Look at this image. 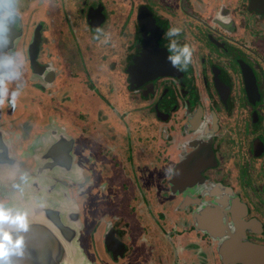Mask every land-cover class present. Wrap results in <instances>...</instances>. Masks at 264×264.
Returning <instances> with one entry per match:
<instances>
[{"label": "flooded vegetation", "instance_id": "obj_1", "mask_svg": "<svg viewBox=\"0 0 264 264\" xmlns=\"http://www.w3.org/2000/svg\"><path fill=\"white\" fill-rule=\"evenodd\" d=\"M18 3L27 120L12 125L22 154L2 159L0 202L27 210L32 261L59 223L74 264H264V0ZM173 25L193 48L182 71L165 58ZM69 115L85 144L61 131ZM71 144L96 153L79 163Z\"/></svg>", "mask_w": 264, "mask_h": 264}, {"label": "clouds", "instance_id": "obj_2", "mask_svg": "<svg viewBox=\"0 0 264 264\" xmlns=\"http://www.w3.org/2000/svg\"><path fill=\"white\" fill-rule=\"evenodd\" d=\"M19 9L18 0H0V22H15L18 20ZM215 19L221 24H229L231 17L222 15L217 11ZM181 31L180 26L173 25L164 32V36L167 38L166 51L168 53L165 58L178 71L187 68L193 56L192 46L187 42H179L178 38ZM92 39L106 43L107 34L103 28L96 27L92 33ZM25 60V54L14 49L0 51V105L14 107L17 104L24 86L21 76ZM48 67L51 69L52 65ZM10 83H14L11 88L8 87ZM200 130L202 134H208V124L202 122ZM184 146L181 145V148ZM165 171L170 173L172 169L168 168ZM28 181L27 173L20 172L11 187L14 190L22 191V186ZM28 226V212L26 209L20 208L11 202H0V264H12L11 258L22 254L23 237L21 236L17 241V235L26 230ZM5 233H7V237H5Z\"/></svg>", "mask_w": 264, "mask_h": 264}, {"label": "water", "instance_id": "obj_3", "mask_svg": "<svg viewBox=\"0 0 264 264\" xmlns=\"http://www.w3.org/2000/svg\"><path fill=\"white\" fill-rule=\"evenodd\" d=\"M23 5L25 7L24 3ZM19 20L20 17L15 22H0V51L10 50L12 46L15 45V43H22V31L18 28V26L16 27V24L18 25ZM26 118L27 116L25 111L20 108L17 104L14 107L0 105V168L3 171L5 170V160L13 161L14 165L16 161H19L17 159L18 156L22 154L21 146H18V144L13 143L12 141L10 142V140H12L10 139V137L13 136V131L15 132L16 130L13 128L12 125H17L20 122L23 123L24 120H27ZM62 150L65 151L66 154H68L67 150ZM2 159L4 161H2ZM47 210L48 211H44L45 214H48L49 211L54 212L57 217V220H59L58 218L60 217V210L58 208ZM54 227H56V232L63 235V228L59 223H55ZM58 233H54L53 231H51V229L45 228L44 231L40 232L38 236L34 239L35 241L33 243L40 247V251H38V253L33 256L37 262H33L32 256H30V252H27V250H25L26 243L24 231L18 233L17 241H19L21 236L23 237L22 254L19 256H13L11 258L12 264H74L71 258V249H69L68 247H71L75 231H73L69 237H62ZM5 235H7V233H5ZM49 245L52 248L51 252L54 251V253L47 255V248ZM258 258V253L254 254L253 257L250 259V264H256L257 262H260L258 261Z\"/></svg>", "mask_w": 264, "mask_h": 264}, {"label": "rangeland", "instance_id": "obj_4", "mask_svg": "<svg viewBox=\"0 0 264 264\" xmlns=\"http://www.w3.org/2000/svg\"><path fill=\"white\" fill-rule=\"evenodd\" d=\"M34 17L36 18V16H34ZM36 20H37V18H36ZM36 22H37V21H36ZM39 23H40V20H39ZM39 23H38V24H39ZM39 25H40V24H39ZM42 27H43V26H42ZM61 107H62V110L66 111V112H68V111H69L68 108H70V107H69L68 105H66V104H63ZM74 113H75V112H74ZM74 113H73V114H74ZM70 114H71V112H70ZM69 117H70V118H68L66 121H65V120H61V121H60L59 125H60V128H61V131L63 132L64 135H66V136H68V137H70V138H72V139H74V134H75V135L77 134L78 137H79V138H77V139H79L82 143L85 144L86 139H85L83 136H80V135L77 133V131L74 130V128L72 127V122H73V120H72V118H71V115H69ZM67 123H68V124H67ZM86 132H87V131H86ZM95 144H96V143H95ZM92 145H93V144H91V146H89V145H85V147H84L83 145H81V147L79 148V147H76V146H72V144H71V146H69V147H70V149H71V152H72L74 155H76L75 158H76V159L79 161V163H80V160H82V161H86V162H87V159L90 158V152H91V150L94 151V152L96 153V150H95V148L92 147ZM103 161H104V158H103L102 152L98 151V155H97L96 160H94V164H95V165H97V164H101V169H103V167L105 166L104 164H102ZM120 210L123 211V216H124V218H125V217L127 216L125 208L121 206ZM128 212H129V211H128Z\"/></svg>", "mask_w": 264, "mask_h": 264}]
</instances>
